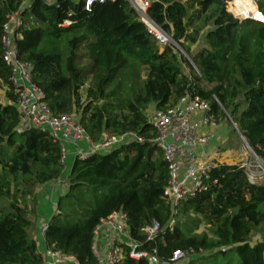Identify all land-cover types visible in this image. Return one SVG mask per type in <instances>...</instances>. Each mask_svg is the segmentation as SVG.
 Returning a JSON list of instances; mask_svg holds the SVG:
<instances>
[{
	"label": "trees",
	"instance_id": "1",
	"mask_svg": "<svg viewBox=\"0 0 264 264\" xmlns=\"http://www.w3.org/2000/svg\"><path fill=\"white\" fill-rule=\"evenodd\" d=\"M231 1L149 0L148 16L199 74L186 75V61L147 33L126 0L94 3L89 12L82 0H0V86L6 100L0 101V197L9 198L11 183L19 180L22 201L30 197L34 205L33 188L62 178L64 169L60 147L48 134L15 132L16 95L1 59L2 29L11 14L22 24L18 54L33 65L32 82L54 116L76 113L94 144L106 134L132 133L144 140L73 162L67 190L43 234L45 249L72 256L77 264H97L94 231L101 220L122 211L135 251H155L161 262L182 251L196 264H264V238L251 239L264 227V182L250 184L239 164H218L207 190L182 202L173 217L163 198L167 165L152 143L155 134L145 115L151 105L163 110L190 93L208 104L215 124L228 116L264 161V24L234 19L226 11ZM259 8L264 13L263 2ZM231 9L246 16L254 7L236 0ZM201 40L192 54L190 46ZM29 215L25 204L0 210V264L43 263L30 236ZM154 225L157 233L148 241L145 231ZM201 225L204 230L197 233ZM123 253L120 264H149L131 257L126 247Z\"/></svg>",
	"mask_w": 264,
	"mask_h": 264
},
{
	"label": "built area",
	"instance_id": "2",
	"mask_svg": "<svg viewBox=\"0 0 264 264\" xmlns=\"http://www.w3.org/2000/svg\"><path fill=\"white\" fill-rule=\"evenodd\" d=\"M41 1L49 2L50 0ZM113 1L82 0L83 10L89 12L94 3ZM126 1L147 33L160 46H171L175 51L180 50L163 28L148 16L149 0ZM249 1L254 7L250 15H237L232 11L231 6L236 0H232L226 6V11L239 21L251 20L264 24V13L257 7L256 1ZM21 25V20L16 13L9 15L3 26L1 37V59L10 72L11 88L16 95L15 106L19 116V124L15 131L17 135L30 130L48 134L60 147V160L63 166L66 163L68 147L75 150L74 161H83L91 155L104 154L132 142H144L138 135L126 133L106 134L94 144L81 126L76 113L54 116L45 101L44 93L32 82L33 65L22 60L18 54V42L22 38L18 28ZM65 25L68 23L65 22ZM194 71L196 75H199L196 69ZM209 112L207 103L195 95L186 93L172 107L154 110L147 119L155 134L152 143L159 149L167 165L168 181L163 189V198L170 206L173 217L177 214L182 202L207 190L209 173L218 165L216 154L205 148L212 138L208 130L216 125ZM230 123L232 124L231 121ZM201 130H204V133H201ZM83 145L86 146L85 151L81 149ZM199 147L203 149L201 152L198 151ZM239 165L250 184L264 182V161L257 156L254 155L253 159L246 158ZM173 225L172 219L168 225L170 230ZM46 229L47 223L41 227V233L44 234ZM145 232L147 240L152 241L157 233V226L147 228ZM101 236L104 238L102 244ZM124 247L130 250L131 257L147 259L149 264H176L190 255V253L177 251L172 254L169 262H161L155 256V251L149 255L137 253L135 251L137 244L130 239L127 231L126 215L119 211L100 221L94 231L91 251L97 264H120L124 258ZM42 258V264H77L72 256L63 255L53 249H45L42 252Z\"/></svg>",
	"mask_w": 264,
	"mask_h": 264
},
{
	"label": "rangeland",
	"instance_id": "3",
	"mask_svg": "<svg viewBox=\"0 0 264 264\" xmlns=\"http://www.w3.org/2000/svg\"><path fill=\"white\" fill-rule=\"evenodd\" d=\"M52 1V0H51ZM256 1L257 7L264 3V0H254ZM196 7H193L192 9L189 10V15L194 18L196 15ZM29 18V15H25L24 19L27 20ZM192 51H195L196 46L190 47ZM191 51V52H192ZM176 53L178 56H180L182 59H184L186 62L182 63V71L184 74H196L192 65L186 60V58L179 52V50H176ZM145 77V72L141 73V78L143 79ZM83 96V95H82ZM0 101L2 104L6 102L5 97H4V90L0 86ZM152 111L150 113H146V117L151 115ZM217 125V131H216V136L219 138L218 144L216 146V155L218 156L217 158V163L218 164H240L242 163L246 158H254V155L247 149L245 142L243 141L242 137L236 132L234 125L230 123V121L226 118L225 120L221 121ZM236 127V126H235ZM222 162V163H221ZM64 167V166H63ZM64 172V171H63ZM61 180L58 179L55 181L56 183ZM65 181L64 179H62ZM1 184V183H0ZM11 195L9 198L5 199L0 197V210L3 212H8L9 207L11 204L15 205H21L25 204L27 210H29L31 206V199L30 197L26 198L25 202L22 201L21 194L19 193L23 188L21 185H19V180L12 182L11 183ZM42 187H35L33 188V194L37 197L39 194V191H41ZM204 230V225H201L197 233ZM264 238V227H259L255 232L252 234V242L260 241ZM230 258H232V262H236V256L234 253L230 255ZM222 259V258H221ZM196 260L195 257L189 255L185 257L184 260H182L179 263L176 264H192ZM199 262V261H198ZM196 262V263H198ZM193 262V264H196Z\"/></svg>",
	"mask_w": 264,
	"mask_h": 264
},
{
	"label": "crops",
	"instance_id": "4",
	"mask_svg": "<svg viewBox=\"0 0 264 264\" xmlns=\"http://www.w3.org/2000/svg\"><path fill=\"white\" fill-rule=\"evenodd\" d=\"M74 1H77V0H74ZM204 33L205 31H203L202 34ZM202 43L203 41L201 40L199 44L193 45V47L196 46L197 48H195V51L191 50L192 54H195L198 51L199 46ZM186 75H190V74H186ZM154 110H156L154 105L149 106V108L145 112V115L147 112L150 113L151 111L153 112ZM208 131L212 134V138H211L209 145L206 146L205 148L208 149L209 152H212L215 154L216 146L219 141V138H217V136L215 135L217 131V125H215V127L213 128H210ZM200 132L204 133V130H201ZM81 149L85 151L86 146L84 145L81 146ZM202 150H203L202 147L198 148L199 152H201ZM74 151H75L74 148L68 147V155H67L66 163L63 169L64 177L61 178V180L57 183L53 182L49 185L43 186L41 191H39V194L36 197L35 204L34 205L31 204L29 208L30 215L28 218L30 222L32 223V227L30 229V236H31V239L34 240V242L36 243L39 253L41 254L45 250V246L43 243V234L40 231V227L43 224L47 223L48 220L51 218V216L54 214L55 207H56L59 197L62 196L67 190V178H68L67 174H68V171L71 169V166L74 162V153H75ZM62 179H64L65 181H63ZM32 210H33V213H32ZM100 240L102 244L104 240L103 236L100 237Z\"/></svg>",
	"mask_w": 264,
	"mask_h": 264
},
{
	"label": "water",
	"instance_id": "5",
	"mask_svg": "<svg viewBox=\"0 0 264 264\" xmlns=\"http://www.w3.org/2000/svg\"><path fill=\"white\" fill-rule=\"evenodd\" d=\"M180 50H179V52L186 58V60L192 65V67L194 68V69H196L195 67H194V65H193V63H192V61H191V59L181 50V48H179ZM226 118L228 119V120H230L229 119V117L228 116H226ZM231 121V120H230ZM232 122V121H231ZM233 124V123H232ZM234 125V124H233ZM234 128H235V130H236V132L242 137V139H243V141L245 142V144H246V146H247V148H248V150L252 153V154H254V152L250 149V147H249V145H248V143L246 142V140H245V138L239 133V131L237 130V128L235 127V125H234ZM255 155V154H254ZM256 156V155H255ZM69 174H70V170L68 171V174H67V177L69 176ZM64 177V175H62V178Z\"/></svg>",
	"mask_w": 264,
	"mask_h": 264
}]
</instances>
